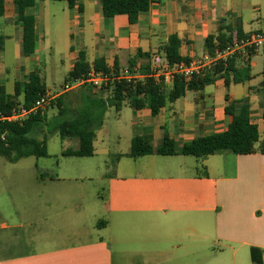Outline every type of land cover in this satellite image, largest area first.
<instances>
[{"label": "crops", "instance_id": "1", "mask_svg": "<svg viewBox=\"0 0 264 264\" xmlns=\"http://www.w3.org/2000/svg\"><path fill=\"white\" fill-rule=\"evenodd\" d=\"M3 1L0 87L14 95L16 83L25 82L30 74L44 79L40 50L46 37V13L56 1L39 0L26 10L36 19L37 52L29 57L17 21L19 0ZM60 8L53 17L68 75L82 55L91 67L103 58L112 70L116 63L127 68L130 59L142 52L150 56L151 66L155 55L165 58L161 48L177 37L180 55L192 61L207 54V39L224 33L226 27L234 33L240 27L245 36L264 31V0H151L150 9L133 25L127 16L105 17L98 0H82L74 9L67 3ZM64 59L57 64H66ZM241 61L236 60L237 68ZM251 68V80L228 88L225 78H218L197 90H187L156 116L150 107L135 110L129 106V150L112 154L111 148H101L105 156H114L117 171L105 176L107 193L99 194L100 203L86 204L88 194H76L74 209L66 210L71 212L72 229L52 243L42 240V250L15 235L14 230L22 226L8 225L0 216V264H252L253 248L262 251L264 263V49L256 52ZM47 92L55 98L67 94L64 86L60 92L48 88ZM93 92L108 97L105 90ZM227 96L230 102L251 105V122L260 133L255 153L225 152L202 160L182 154L132 155L131 144L138 136L151 137L156 152L165 134L181 148L199 137L226 132L232 121L226 114ZM102 129L96 133L94 155ZM74 140L78 150L79 140ZM48 156L49 152L40 158ZM40 177L55 180L48 171ZM82 177L75 176L74 181ZM115 221L118 260L113 245L116 234L111 231ZM138 240L141 243L134 250L126 248V241Z\"/></svg>", "mask_w": 264, "mask_h": 264}, {"label": "trees", "instance_id": "2", "mask_svg": "<svg viewBox=\"0 0 264 264\" xmlns=\"http://www.w3.org/2000/svg\"><path fill=\"white\" fill-rule=\"evenodd\" d=\"M39 0H19L16 2L17 21L23 29V45L26 56H33L37 52L36 19L27 15L28 8L35 7ZM66 2L70 9L82 0H54ZM102 4L105 17L127 16L130 24H136L139 16L147 12L151 7V0H98ZM80 11L82 7L80 6ZM4 15V1L0 0V17ZM219 36H210L206 41L208 53H214L216 48L223 49L232 44L236 39L247 37L243 35L241 28L235 33L230 27L224 29ZM1 40V39H0ZM181 41L172 37L161 48V53L172 66L182 62L189 63L188 58L180 55ZM3 46L0 45V52ZM256 52L247 51L237 55L228 62H220L212 72H206L194 77L187 82L181 76H177L171 87L165 82H157L150 75V56L138 52L130 59L127 68L132 70L139 65V73L145 78L137 82L126 80H114L104 90L108 92L106 99L93 92L89 85L80 87L77 94V103L67 100V94L55 98L49 106L57 107L58 113L48 120L45 111L29 116L22 122H8L0 120V156L11 163H16L28 157H45L48 155L46 137L59 134L61 139L72 138L79 140L78 150H66L64 155L76 157H91L94 155V141L96 133L102 129L105 117L110 108L120 111L124 106H130L135 110L150 107L154 116L158 115L162 108L185 96L187 90H197L218 78H225L226 86L239 84L252 79L251 61ZM241 59L242 66L236 67V60ZM110 72L103 58H97L91 67L84 59L79 60L73 71L66 78L65 84L70 81L82 79L89 70ZM116 75L122 70L116 63L114 67ZM131 73H135L131 71ZM47 93L44 79L37 73L27 76L23 83H16L14 95L7 93L5 87H0V118L9 116L15 106L23 105L32 107L35 102ZM23 96V101L19 97ZM226 114L232 117L226 132L221 134L199 137L181 148L167 134L163 138L161 147L155 152L152 140L149 136H138L133 139L131 153L136 157H143L157 153L159 155H190L199 160L209 156L231 152L236 155H248L256 152V145L260 140L257 125L251 122V105L249 102H230ZM52 122V125H50ZM206 175V173L204 172ZM252 264H264L263 253L260 249L251 250Z\"/></svg>", "mask_w": 264, "mask_h": 264}, {"label": "rangeland", "instance_id": "3", "mask_svg": "<svg viewBox=\"0 0 264 264\" xmlns=\"http://www.w3.org/2000/svg\"><path fill=\"white\" fill-rule=\"evenodd\" d=\"M55 5L54 7L50 4L46 13V37L40 50L44 61L40 69L47 88L57 93L63 90L68 77V64L64 59V53H60L62 38L59 37L57 21L53 17L55 12L61 11L60 7L66 5V2L56 1ZM61 59H64L66 64H57ZM66 93L69 102L77 103L78 89ZM44 111L48 115V120L58 113L56 106H48ZM131 120L132 111L129 106H124L120 112L115 108L109 109L99 135L98 153L90 158L63 156L64 151L75 150L78 145L74 139H61L59 134H50L46 137L49 152L46 158L28 157L11 163L0 156V216L8 225L23 227L14 230L18 238L28 240L31 247L42 250L44 249L42 240L52 243L55 239L62 238L65 231L72 229L70 225L72 218L68 216L71 212L66 210L74 209L77 202L74 199L76 194L86 192L88 194L86 204L100 203L99 194L105 196L107 193L108 182L105 176L114 175L117 171L114 156H105L101 149L102 145L111 148L112 154L128 151ZM45 171L53 175L55 180H50L49 177V179L45 177L46 180L41 178V173ZM75 176H83L84 179L76 182ZM116 226L115 221L111 231L116 234L113 245L115 258L118 260L119 242ZM137 243H141V240L126 241V248L134 250Z\"/></svg>", "mask_w": 264, "mask_h": 264}, {"label": "built area", "instance_id": "4", "mask_svg": "<svg viewBox=\"0 0 264 264\" xmlns=\"http://www.w3.org/2000/svg\"><path fill=\"white\" fill-rule=\"evenodd\" d=\"M264 49V31L255 32L247 37L236 39L232 44L225 48H216L214 53H207L204 56L194 59L189 63L182 62L172 66L169 61L160 55H155L150 66V75L157 82L173 83L177 76H181L185 81L189 82L196 76H201L206 72H212L220 63H226L237 55L245 54L249 50L255 52ZM140 66H136L132 70L129 68L122 69L119 75H116L112 69L110 72L97 71L91 68L87 75L82 79L70 81L64 85V92L72 89L89 85L92 89L104 90L114 81L126 80L128 82H137L144 79L145 76L139 73ZM134 71L135 73H131ZM50 92L40 97L32 107L23 105L15 106L9 116H2L0 120L8 122H22L29 116L44 111L55 99Z\"/></svg>", "mask_w": 264, "mask_h": 264}]
</instances>
